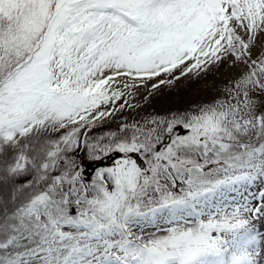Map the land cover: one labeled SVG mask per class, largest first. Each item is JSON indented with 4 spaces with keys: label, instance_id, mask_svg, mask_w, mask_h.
Returning a JSON list of instances; mask_svg holds the SVG:
<instances>
[{
    "label": "snow or ice",
    "instance_id": "snow-or-ice-1",
    "mask_svg": "<svg viewBox=\"0 0 264 264\" xmlns=\"http://www.w3.org/2000/svg\"><path fill=\"white\" fill-rule=\"evenodd\" d=\"M262 32L264 0H0V264H264V189L217 200L264 177ZM228 56L226 99L89 136Z\"/></svg>",
    "mask_w": 264,
    "mask_h": 264
},
{
    "label": "rangeland",
    "instance_id": "rangeland-1",
    "mask_svg": "<svg viewBox=\"0 0 264 264\" xmlns=\"http://www.w3.org/2000/svg\"><path fill=\"white\" fill-rule=\"evenodd\" d=\"M252 52L253 58L258 57L261 53H264V32L257 34ZM205 67L207 66H203L202 69H194L187 75H181L183 67L174 70L171 75L162 74L158 79L172 80L173 83L163 84L158 89H152L151 87L152 83H158V79L149 81L145 86L132 89L133 95L127 96L126 99L129 100L133 107H125L124 109L114 112L113 115L105 118L102 122H98L97 126L89 133V136L95 137L108 131H116L120 125L125 122H143L144 120L152 117H171L173 114L179 115L186 112H194L198 110L200 106L210 104L215 100L226 99L228 96V90L232 89L236 81L248 71V67L243 65V69L241 71L243 72L242 74H238L237 77L232 76L231 80L225 79L229 80L227 82L224 80L218 83L216 81L219 77L214 70H211L215 74L212 73L213 75L210 80L205 79L202 76V74L206 72ZM177 76L180 77L178 80L175 79ZM215 79L216 81L214 83L213 80ZM191 81L195 83L189 85ZM175 91L178 92L175 93ZM169 93H172L170 95L171 97L168 96ZM182 93L188 95L189 98L194 97V99L198 102L197 105L187 107L177 106L179 101L184 99L180 95ZM120 103H123V100L116 102L117 108ZM141 104H144L145 106H141ZM111 109L112 106L109 105L107 110L111 111ZM53 135L58 136L59 133H55ZM77 155H79L81 159H84V153H77ZM106 163H109V161H106ZM28 178L30 177H21L16 181V183H22L23 180ZM258 179L259 177H257V179L250 184L235 185L233 187L225 188L220 194H218L217 200L229 204L241 202L242 196H246L249 193L259 192ZM11 187V182H0V194L8 192L11 195ZM252 203L255 205L256 201L253 200ZM10 204L13 208L14 205L12 203Z\"/></svg>",
    "mask_w": 264,
    "mask_h": 264
},
{
    "label": "bare ground",
    "instance_id": "bare-ground-1",
    "mask_svg": "<svg viewBox=\"0 0 264 264\" xmlns=\"http://www.w3.org/2000/svg\"><path fill=\"white\" fill-rule=\"evenodd\" d=\"M243 65H245L244 63L242 62H236L234 60L233 57L231 56H228L226 58H224L222 61H219V62H214V63H210V64H207L205 67L206 69V72L202 74V76L205 78V79H208L210 80L212 78V72L213 70L216 71V74L218 75L219 78H217V81L216 79L213 80V82L215 83L218 82H222L224 81L225 79H230L232 78V76L234 77H237L238 74H242L243 72L242 69H243ZM212 70V71H211ZM222 70V71H220ZM239 71V72H238ZM241 72V73H240ZM210 73V74H209ZM215 74V73H214ZM201 76V77H202ZM223 78V79H222ZM226 82L229 81V80H225ZM195 82L191 81L189 83V85H192L194 84ZM217 85V84H216ZM219 85V84H218ZM174 90V89H173ZM178 92V91H177ZM175 91V93H177ZM181 93V92H179ZM172 93H169L168 96H170ZM181 97H183L184 99H182V101H179V103L177 104V106H181V107H187V106H191V105H197V100L194 99V97L192 98H189L188 95L182 93L180 94ZM186 95V96H185ZM179 96V95H178ZM171 97V96H170ZM196 98V97H195ZM179 99V98H178ZM203 101V100H202ZM200 102V101H199ZM202 103V102H201ZM141 106H145L144 104H141ZM200 106V105H199ZM184 109V108H183ZM189 109V108H188ZM258 187H259V191L264 189V177H259L258 179ZM256 201V200H255ZM257 203V201H256ZM254 223H257L259 224V222H256L254 221Z\"/></svg>",
    "mask_w": 264,
    "mask_h": 264
},
{
    "label": "trees",
    "instance_id": "trees-1",
    "mask_svg": "<svg viewBox=\"0 0 264 264\" xmlns=\"http://www.w3.org/2000/svg\"><path fill=\"white\" fill-rule=\"evenodd\" d=\"M0 200L8 202L10 200V194L8 192H3L2 194H0ZM7 207L9 209L12 208V205L10 204V202L7 203Z\"/></svg>",
    "mask_w": 264,
    "mask_h": 264
},
{
    "label": "water",
    "instance_id": "water-1",
    "mask_svg": "<svg viewBox=\"0 0 264 264\" xmlns=\"http://www.w3.org/2000/svg\"><path fill=\"white\" fill-rule=\"evenodd\" d=\"M104 163H106V161ZM89 171H91V168H89Z\"/></svg>",
    "mask_w": 264,
    "mask_h": 264
}]
</instances>
